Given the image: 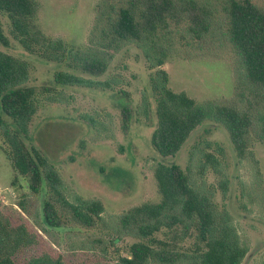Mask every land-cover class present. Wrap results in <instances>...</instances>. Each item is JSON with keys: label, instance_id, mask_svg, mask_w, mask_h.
I'll use <instances>...</instances> for the list:
<instances>
[{"label": "trees", "instance_id": "obj_1", "mask_svg": "<svg viewBox=\"0 0 264 264\" xmlns=\"http://www.w3.org/2000/svg\"><path fill=\"white\" fill-rule=\"evenodd\" d=\"M107 1L98 7L86 45L77 48L41 33L35 22L37 5L33 0H0V13L7 17L10 35L24 51L66 65L68 71H58L53 76V82L60 87L113 91L122 81L115 76L99 78L123 46L138 48L152 70L149 91L156 125L150 144L161 158L175 157L191 133L206 121L225 129L240 160L250 154L254 139L264 142L263 9L250 0H117L115 5H109L108 12L103 7ZM182 24L193 40H204L217 29L228 42L243 71L238 76V105L198 103L184 92L169 88L163 68L174 48L169 28ZM0 43L9 44L1 30ZM28 81V64L0 51V151L13 171L12 186L25 180L32 194L45 196L36 220L41 233L49 235L50 231L64 228L63 215L81 227L93 228L101 220L102 204L83 199L68 202L58 171L37 148L27 146L31 139L29 125L40 105L39 94L27 85ZM117 94L129 97L123 89ZM142 99L146 103L145 94ZM48 101L57 99L48 97ZM120 116L121 128L127 131L132 117L128 104L120 105ZM200 161L199 174L203 176L207 170L213 173L217 189L225 196L228 179L222 170V159L202 153ZM153 177L159 201L133 207L117 218L115 234L132 237L135 242L114 261L95 264L242 263L247 246L240 240L230 213L215 204L211 188L209 191L197 185L189 170L176 164L157 163ZM19 208L25 210L24 204ZM188 240L193 242L188 249L175 251L178 243ZM40 243L39 234L20 216L0 209V264H15L13 258L20 250L34 249ZM21 264L67 263L60 254L42 252Z\"/></svg>", "mask_w": 264, "mask_h": 264}, {"label": "rangeland", "instance_id": "obj_2", "mask_svg": "<svg viewBox=\"0 0 264 264\" xmlns=\"http://www.w3.org/2000/svg\"><path fill=\"white\" fill-rule=\"evenodd\" d=\"M33 1L37 5L35 22L41 33L51 39H61L69 48H77L86 45L103 0ZM116 1L108 0L103 7L109 12V5H115ZM250 1L264 10V0ZM169 29L174 48L163 66L169 88L184 92L198 103L238 105V76L243 71L219 31L213 29L204 40L197 41L191 38L185 24ZM0 30L9 43L8 46L0 43V51L28 64L27 85L35 88L40 97V105L29 125L31 139L27 146L37 148L58 171L68 202L96 200L103 206L101 220L93 228L81 227L63 215L64 228L50 231L49 235L41 233L36 220L45 196L32 194L25 180L12 186L13 171L0 151V209L15 212L41 239L34 249L20 250L13 258L15 264L42 252L60 254L67 264L114 261L119 254L127 252L135 240L115 234L117 218L133 207L159 201L153 177V169L159 162L189 170L197 185L209 191L211 188L215 204L230 213L240 240L247 246L241 264L262 263L264 142L254 139L250 154L240 160L225 129L206 121L191 133L175 157L161 158L150 144L156 125L155 105L149 91L152 70L138 48L123 46L99 78L115 76L122 81L113 91L60 87L53 82V76L58 71H68L65 64L24 51L11 37L9 21L2 13ZM121 89L129 93L128 98L117 94ZM144 94L146 103L142 99ZM48 97H56L59 102L48 101ZM122 104H128L131 109L127 131L121 128ZM5 121L9 122L7 118ZM202 153H212L222 159V170L228 179L225 196L217 189V177L213 173L207 170L203 176L199 174ZM21 203L25 210L19 208ZM157 236L166 241L163 235ZM192 243L191 240L178 243L175 251H185Z\"/></svg>", "mask_w": 264, "mask_h": 264}]
</instances>
